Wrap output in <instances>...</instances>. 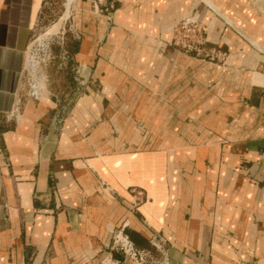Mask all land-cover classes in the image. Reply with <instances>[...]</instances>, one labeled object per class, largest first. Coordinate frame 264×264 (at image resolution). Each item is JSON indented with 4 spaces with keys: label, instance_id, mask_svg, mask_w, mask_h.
<instances>
[{
    "label": "crops",
    "instance_id": "0c3cea01",
    "mask_svg": "<svg viewBox=\"0 0 264 264\" xmlns=\"http://www.w3.org/2000/svg\"><path fill=\"white\" fill-rule=\"evenodd\" d=\"M45 1L0 0V264H151L122 227L167 264H264V0L66 2L90 90L9 121ZM191 16L223 62L174 44Z\"/></svg>",
    "mask_w": 264,
    "mask_h": 264
},
{
    "label": "rangeland",
    "instance_id": "374dc122",
    "mask_svg": "<svg viewBox=\"0 0 264 264\" xmlns=\"http://www.w3.org/2000/svg\"><path fill=\"white\" fill-rule=\"evenodd\" d=\"M65 3L66 0H46L41 8L26 53V62L29 60V66L25 67L24 89L18 96L22 99L21 111L29 100L39 101L32 95L35 91L33 86L35 82L42 84V92L51 91L57 96L58 110L66 117L71 114L77 100L90 90V71L82 70L81 74L78 73L76 70L78 61L72 54L81 39L70 28L72 15L64 20L61 31L48 32L49 28L64 16ZM81 80L85 82L81 83Z\"/></svg>",
    "mask_w": 264,
    "mask_h": 264
},
{
    "label": "built area",
    "instance_id": "2783aa9c",
    "mask_svg": "<svg viewBox=\"0 0 264 264\" xmlns=\"http://www.w3.org/2000/svg\"><path fill=\"white\" fill-rule=\"evenodd\" d=\"M102 3V9L111 16L113 10L116 8L114 0H100ZM71 30L75 32L78 38H81V34L75 27L73 20L71 21ZM205 25L202 21L195 17H187L180 20L175 26L174 44L181 48L186 53L192 54L196 57H200L210 61H224L226 53L211 46L208 43V39L205 35ZM64 32V31H63ZM78 73L82 70L80 67H76ZM81 74V73H80ZM81 83L85 81L81 80ZM261 100L264 103V93L261 96ZM16 109V108H15ZM15 109L7 119H19ZM62 116V115H60ZM61 117H58V120ZM60 121V120H59ZM137 201L142 200V191L134 190ZM156 247V246H155ZM113 252L121 253L128 257L140 259L141 261H150L151 264H167L156 252L150 249H143L137 246L132 240L129 234L125 231V227L120 228L114 234L113 243L110 245ZM157 248V247H156Z\"/></svg>",
    "mask_w": 264,
    "mask_h": 264
},
{
    "label": "bare ground",
    "instance_id": "6f19581e",
    "mask_svg": "<svg viewBox=\"0 0 264 264\" xmlns=\"http://www.w3.org/2000/svg\"><path fill=\"white\" fill-rule=\"evenodd\" d=\"M73 1L74 0H66V2L68 4H70V6H69L70 8H71V5H73ZM69 16L71 17V12L70 11H68V13L66 14V16L62 18V22L60 23V26L58 27V29H55L53 27V25H54L53 24L52 27L49 28V31L48 32L49 33H57L59 31H61L62 28H63L62 23L64 22V20H66L67 18H69ZM60 19H61V17H60ZM26 66H29V60H27ZM24 79H25V76H23V78H22V88H21V91L24 89ZM33 86H35L34 87L35 88V91L32 92V95H34L35 99L37 98V99L40 100L42 98V96L44 95L43 92H42V90H41L42 84H38L37 82H35V84ZM21 91H20V93H21ZM21 101H22V99L18 98L17 105H16V109H15V112L18 114L19 119L21 118V115H22V111L20 110L21 109L20 108Z\"/></svg>",
    "mask_w": 264,
    "mask_h": 264
},
{
    "label": "trees",
    "instance_id": "16d2710c",
    "mask_svg": "<svg viewBox=\"0 0 264 264\" xmlns=\"http://www.w3.org/2000/svg\"><path fill=\"white\" fill-rule=\"evenodd\" d=\"M127 232V231H126ZM128 234H129V236L133 239V237H132V235H131V233H129V232H127ZM134 240V239H133ZM135 242V241H134ZM136 243V242H135Z\"/></svg>",
    "mask_w": 264,
    "mask_h": 264
},
{
    "label": "water",
    "instance_id": "95a60500",
    "mask_svg": "<svg viewBox=\"0 0 264 264\" xmlns=\"http://www.w3.org/2000/svg\"><path fill=\"white\" fill-rule=\"evenodd\" d=\"M54 129H56V128L54 127Z\"/></svg>",
    "mask_w": 264,
    "mask_h": 264
}]
</instances>
